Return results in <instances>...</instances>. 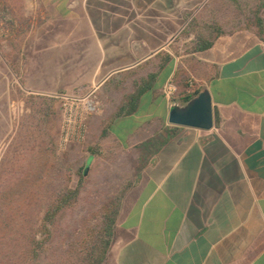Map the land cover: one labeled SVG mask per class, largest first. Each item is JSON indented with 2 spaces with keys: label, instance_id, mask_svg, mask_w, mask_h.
Here are the masks:
<instances>
[{
  "label": "crops",
  "instance_id": "obj_1",
  "mask_svg": "<svg viewBox=\"0 0 264 264\" xmlns=\"http://www.w3.org/2000/svg\"><path fill=\"white\" fill-rule=\"evenodd\" d=\"M41 1L67 25V40L92 43L94 78L130 74L134 90L117 113L136 83L157 75L136 111L110 127L139 149L141 167L121 200L106 264H264V38L235 30L193 53L197 93L213 100L214 127L201 130L169 122L189 90L172 41L201 0ZM172 79L182 100L163 93ZM146 101L154 113L143 112ZM120 120L133 126L115 132Z\"/></svg>",
  "mask_w": 264,
  "mask_h": 264
},
{
  "label": "rangeland",
  "instance_id": "obj_2",
  "mask_svg": "<svg viewBox=\"0 0 264 264\" xmlns=\"http://www.w3.org/2000/svg\"><path fill=\"white\" fill-rule=\"evenodd\" d=\"M263 9L264 0L198 2L172 41L185 81L202 85L193 56L199 37L258 31ZM67 31L41 0H0V264H35L26 254L33 237L45 243L38 264H92L106 214L120 209L141 167L139 149L110 129L134 90L130 74L98 81L87 56L92 43L69 41ZM147 102L143 112L154 113ZM90 105L96 109L82 121ZM126 125L133 123L120 120L113 130ZM81 181L77 203L44 228L49 204Z\"/></svg>",
  "mask_w": 264,
  "mask_h": 264
},
{
  "label": "trees",
  "instance_id": "obj_3",
  "mask_svg": "<svg viewBox=\"0 0 264 264\" xmlns=\"http://www.w3.org/2000/svg\"><path fill=\"white\" fill-rule=\"evenodd\" d=\"M254 24L258 29V34L264 38V18L259 14L255 15ZM214 43V38H206V37H199L197 45L195 47V53H201L207 51ZM157 78V75L151 74L149 79L142 80L139 86L137 83L136 91L133 94H130L126 97V102L122 106H120L118 115L125 116L131 115L134 111H136V104L138 100L149 90L152 89V83ZM199 93H195L194 95L187 96L183 98L184 102L190 101L193 97H196ZM109 131L107 129H103L102 131V138L108 136ZM89 151L95 155L96 151L94 148H90ZM81 180L84 179V173H80ZM82 182L79 185L72 189H64L59 193L55 201L51 202L45 212L43 218V227L48 228L49 226H53L56 224L59 215L64 212L65 210L69 209L70 207L74 206L78 199L82 188ZM119 214V210L108 213L105 216L104 227L102 231V238L101 242L96 243V245L91 250L90 254L92 257V264H106L107 258L109 256L111 246L115 236V227L117 222V217ZM48 231V236H51V231ZM47 236V237H48ZM44 242L37 241L35 237L32 238L31 242L27 245L26 254L28 258L38 264V259L43 251Z\"/></svg>",
  "mask_w": 264,
  "mask_h": 264
},
{
  "label": "water",
  "instance_id": "obj_4",
  "mask_svg": "<svg viewBox=\"0 0 264 264\" xmlns=\"http://www.w3.org/2000/svg\"><path fill=\"white\" fill-rule=\"evenodd\" d=\"M169 122L173 125L211 130L214 127L213 100L205 90L193 97L186 105L175 102L172 105Z\"/></svg>",
  "mask_w": 264,
  "mask_h": 264
},
{
  "label": "built area",
  "instance_id": "obj_5",
  "mask_svg": "<svg viewBox=\"0 0 264 264\" xmlns=\"http://www.w3.org/2000/svg\"><path fill=\"white\" fill-rule=\"evenodd\" d=\"M187 86L189 87V90L186 93L187 96H191V95H194L195 93H197V83L195 81L189 80V82H187ZM163 91H164V95L169 100L170 99L172 100L173 98H175V95L178 91V84H177L176 80H174V79L170 80ZM95 109H96L95 105L94 106L90 105L89 107L85 108L83 110L84 113L81 115V120L83 121L84 119H86L85 113L89 114L91 111H95Z\"/></svg>",
  "mask_w": 264,
  "mask_h": 264
}]
</instances>
